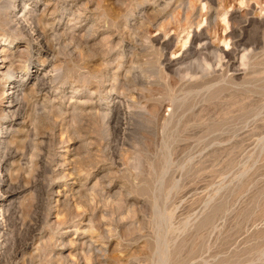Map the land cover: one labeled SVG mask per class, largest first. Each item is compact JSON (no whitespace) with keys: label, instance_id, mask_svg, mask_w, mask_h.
Returning <instances> with one entry per match:
<instances>
[{"label":"rangeland","instance_id":"rangeland-1","mask_svg":"<svg viewBox=\"0 0 264 264\" xmlns=\"http://www.w3.org/2000/svg\"><path fill=\"white\" fill-rule=\"evenodd\" d=\"M0 1V264H264V0Z\"/></svg>","mask_w":264,"mask_h":264},{"label":"bare ground","instance_id":"bare-ground-1","mask_svg":"<svg viewBox=\"0 0 264 264\" xmlns=\"http://www.w3.org/2000/svg\"><path fill=\"white\" fill-rule=\"evenodd\" d=\"M1 2V1H0ZM3 5V4H2ZM5 9V8H4ZM1 15V14H0ZM2 21V20H1ZM8 21V20H7ZM34 27V26H33ZM10 29V28H9ZM30 29H32L31 27H30ZM30 31V30H29ZM32 31H33V29H32ZM31 31V32H32ZM42 32V31H41ZM33 34V33H32ZM2 50V49H1ZM2 52V51H1ZM0 52V53H1ZM5 58H0V61L1 62H4L5 60H4ZM8 60V59H7ZM3 67V65H1L0 64V68H2ZM0 73H1V70H0ZM7 74V73H6ZM39 75V74H38ZM44 75V74H43ZM11 78V77H10ZM5 82L4 83H2V84H0V115L1 116H3V115H5L7 112H11L12 113V119H13V123H15L16 122V120L18 119V117L20 116V114H19V112H16L15 111V109H13V101L11 102V96H12V94H13V91H12V88L14 87V85H13V83L11 82V79H5L4 80ZM8 81V83H6ZM18 87V86H17ZM17 90V89H16ZM16 100V99H15ZM14 100V101H15ZM126 108V107H125ZM82 114V113H81ZM24 123V122H23ZM13 125V124H12ZM1 128V127H0ZM4 128H5V126H4ZM7 132V131H6ZM2 136V135H1ZM6 144V143H5ZM3 145V144H2ZM2 150H4V149H2ZM8 150V149H7ZM6 151V150H5ZM10 152V151H9ZM12 154V153H11ZM2 158H3V156H2ZM9 159V158H8ZM7 160V159H6ZM2 159H0V163H2ZM68 175V174H67ZM3 196H2V194H0V203L4 200L3 198H2ZM56 201V200H55ZM90 201V200H89ZM61 221V220H60ZM21 248V247H20ZM30 248V247H29ZM99 249V248H98ZM38 251V250H37ZM37 251H35L36 253H37ZM15 253V252H14ZM2 254V253H1ZM36 255V254H35ZM15 256V255H14ZM30 256H33L34 257V255H30ZM16 257V256H15ZM36 257H38V256H36ZM33 258H31V260H32ZM87 261V260H86Z\"/></svg>","mask_w":264,"mask_h":264}]
</instances>
